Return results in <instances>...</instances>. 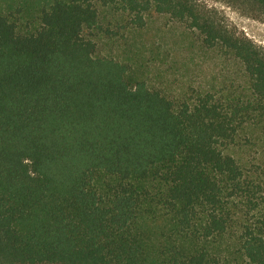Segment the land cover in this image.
Returning <instances> with one entry per match:
<instances>
[{"label": "trees", "instance_id": "obj_1", "mask_svg": "<svg viewBox=\"0 0 264 264\" xmlns=\"http://www.w3.org/2000/svg\"><path fill=\"white\" fill-rule=\"evenodd\" d=\"M100 9L242 84L172 100L97 55ZM0 264H264V50L197 0H0Z\"/></svg>", "mask_w": 264, "mask_h": 264}, {"label": "rangeland", "instance_id": "obj_2", "mask_svg": "<svg viewBox=\"0 0 264 264\" xmlns=\"http://www.w3.org/2000/svg\"><path fill=\"white\" fill-rule=\"evenodd\" d=\"M197 1L216 21L264 50V15L259 11L239 0ZM125 20L100 9L99 28L92 37L97 55L138 68L151 88L172 100L216 91L225 82L242 84L240 65L203 48L198 34L156 16L143 30L127 29Z\"/></svg>", "mask_w": 264, "mask_h": 264}]
</instances>
